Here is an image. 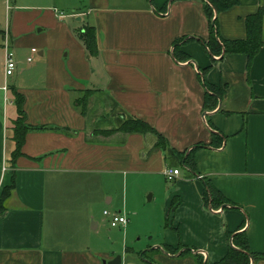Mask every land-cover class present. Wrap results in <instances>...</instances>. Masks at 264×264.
Wrapping results in <instances>:
<instances>
[{"label":"crops","instance_id":"obj_1","mask_svg":"<svg viewBox=\"0 0 264 264\" xmlns=\"http://www.w3.org/2000/svg\"><path fill=\"white\" fill-rule=\"evenodd\" d=\"M148 1L134 7L109 0L79 6L72 0H12L0 43V82L4 42L17 61L6 91L0 90V195L13 174L0 214V264H105L113 251L90 248L62 224L91 220L100 193L109 205L118 196L124 213L110 212L126 221L110 227L123 229L125 238L136 215L128 198L147 191L146 200L157 196L160 204L144 220L149 243L141 251L124 247L119 264H216L239 248L234 239L240 232L249 264H264V45L248 64L243 53L210 55L199 41L209 32L202 0ZM53 4L71 12L63 17ZM260 6L264 0H236L216 12L218 36L244 38V18ZM84 25L93 27L95 54L71 35ZM55 27L70 36L64 53L65 45L56 54L43 48L41 34ZM181 37L177 46L186 57L176 60L172 42ZM31 47L37 56L28 62V55L19 57ZM205 67L204 80L221 95L204 105L199 69ZM14 93L23 98L24 124L43 129L25 132L11 167ZM126 119L146 122L160 144L152 133L116 130ZM195 144L190 168L177 153L185 156ZM165 168L177 174L166 180ZM206 185L225 201L206 202ZM96 227L77 228L88 236Z\"/></svg>","mask_w":264,"mask_h":264},{"label":"trees","instance_id":"obj_2","mask_svg":"<svg viewBox=\"0 0 264 264\" xmlns=\"http://www.w3.org/2000/svg\"><path fill=\"white\" fill-rule=\"evenodd\" d=\"M203 2V10L206 14V18L208 20L209 32L208 38L206 41H201L202 46L206 49V51L211 54H217L218 56L222 55V53H243L246 55L247 64L249 63L252 56L257 52L259 47L264 45V41L260 39V26L261 20L264 15V6H260L256 9L255 12L248 14L244 18V26H245V37L242 39H222L218 36L216 29V17L214 16L216 12L227 9L235 4L236 0H202ZM213 12V13H212ZM77 38L81 40L84 48L87 50L89 54H95L96 45H95V37L94 30L92 26L84 25L79 32L76 34ZM184 37L173 40L172 42V57L176 60L185 59L186 55L178 49V43L183 40ZM193 39V37H189ZM208 67L200 68L199 74L202 75V85L205 88L204 91V101L203 104L210 100L213 96L219 97L221 95V89L218 87H214L208 83L203 78V73L206 71ZM210 93V94H209ZM22 96L14 93L13 94V104L16 110V117L12 122L10 127L11 135L10 139L13 141L14 148L8 155V164L12 167L14 165L15 158L20 155L19 148L23 140V136L26 131L29 129H43V127H31L24 124V113L22 110ZM215 102L212 101L210 106H214ZM121 130L123 132L129 131H138V132H150L156 136V145L160 144L162 138L159 134H157L146 122L139 119H126L122 122V124L116 129ZM200 146L199 144H195L192 146L186 155L184 156L185 151L178 152L177 154L182 157L183 163L190 168L192 167V151ZM13 188V174L10 176L9 184L5 185L1 189L0 195V214L3 211V201L8 196L10 190ZM204 198L205 201H209L213 203V205H218L225 201L221 194L215 190L213 187L206 185L204 190ZM234 243L238 246V249L230 248L226 255L216 264H249V254L245 252L246 250V240L244 235L240 232L236 235L234 239ZM166 250L169 248L165 247ZM251 255V254H250ZM255 257L254 254L251 255ZM140 258L145 260L147 263H151V259L145 256L144 253H140ZM150 261V262H149Z\"/></svg>","mask_w":264,"mask_h":264},{"label":"rangeland","instance_id":"obj_3","mask_svg":"<svg viewBox=\"0 0 264 264\" xmlns=\"http://www.w3.org/2000/svg\"><path fill=\"white\" fill-rule=\"evenodd\" d=\"M5 1L7 8L5 7ZM73 2H77V6L83 5L85 3V0H72ZM148 0H109V3H117V4H126L134 7H138L141 5H146L148 4ZM54 5V4H53ZM58 8H53L54 12L57 14H63V17L67 16L69 11H65L59 6H55ZM81 7V6H80ZM12 0H0V43H1V37L3 35V31L6 29L7 26V20L11 17V12H12ZM61 9V10H60ZM37 24L34 26V32L36 30ZM20 31V30H18ZM73 33L71 35H74L77 39V32L78 30H72ZM22 35L25 33L19 32ZM42 33V32H40ZM45 38V44L43 45L46 49L47 52L51 54H56L58 53L57 49L63 48V53L66 51L67 48H69L71 42H70V36L68 35L67 31L64 30V28L61 27H55L51 30L46 28L43 31V34H41ZM73 37V36H72ZM10 46V45H9ZM29 47V46H28ZM27 47V48H28ZM11 48V46H10ZM25 48V49H27ZM37 50H39L38 46H35ZM52 51V52H51ZM13 52V51H12ZM23 52H18V55L20 58L24 56H37L36 52L31 53L27 49V53ZM14 54V53H13ZM23 54V55H22ZM15 57V56H14ZM0 58H1V49H0ZM1 73V72H0ZM8 80V79H7ZM145 133H150V132H145ZM134 189L133 187H128L127 193L133 192ZM150 191H147L144 195L142 196H136V197H130L128 198V202H133L131 205H129V209L134 210L136 213L135 216H133V225L128 228L127 234L124 238L123 234V229L116 228V227H110L108 224V218L106 215H102V209H105L106 211L110 212V210L116 211L117 209H120L122 211V207L120 206V203L118 202V196L113 197V202L111 204H105L104 200L105 198H101L103 195L100 193L99 199L97 200V206H95L92 209V218L88 222H84L79 224V223H64L62 224L63 228L66 229L68 232H74V230H77L81 235H83L82 239L84 242H87L86 244L89 245L90 248L94 249V247H99L103 249H108L110 251H113L115 255H121L123 256V261H125V256L127 254L124 253V247H132L136 250H143L145 247L146 243H149L148 241V236L144 232V220L147 216L153 214L159 209V203L157 202L159 198L156 196V199H153V201H147V196L150 194ZM116 198V199H115ZM144 198V199H143ZM140 199H143V201L140 202ZM111 206H114L115 208L112 209ZM124 213V211H122ZM128 216H132V214H128ZM92 223H96L97 227L94 229H91L88 231V236L84 234L83 230H78L79 225L85 226L87 229H89L92 226ZM148 241V242H147ZM117 252V253H115ZM114 255V256H115ZM128 257H126L127 259Z\"/></svg>","mask_w":264,"mask_h":264},{"label":"built area","instance_id":"obj_4","mask_svg":"<svg viewBox=\"0 0 264 264\" xmlns=\"http://www.w3.org/2000/svg\"><path fill=\"white\" fill-rule=\"evenodd\" d=\"M2 50H3V66H2L3 79L0 82V90L2 92H5L7 89V78H9L12 75V73L16 67L17 61L14 57V54H13L9 44L4 42L2 45ZM29 51L31 53H35L36 49L31 47L29 49ZM30 59L31 58L28 56L26 58V61L28 62V61H30ZM1 170L4 171L5 167H1ZM177 171L178 170L176 168H165L163 170L164 178L166 180H171L177 174ZM102 213L107 216L108 224L110 226H116L118 224H124V222L126 221L125 216L120 214V213L108 212L106 210H103Z\"/></svg>","mask_w":264,"mask_h":264},{"label":"water","instance_id":"obj_5","mask_svg":"<svg viewBox=\"0 0 264 264\" xmlns=\"http://www.w3.org/2000/svg\"><path fill=\"white\" fill-rule=\"evenodd\" d=\"M147 199H148V196H147ZM101 262L105 263V264H119L120 256L119 255H115L112 259L107 260V261L102 260Z\"/></svg>","mask_w":264,"mask_h":264}]
</instances>
